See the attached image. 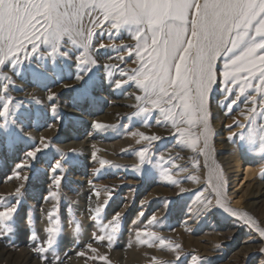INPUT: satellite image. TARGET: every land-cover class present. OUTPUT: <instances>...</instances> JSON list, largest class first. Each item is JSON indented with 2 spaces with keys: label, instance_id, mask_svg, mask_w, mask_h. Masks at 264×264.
I'll return each instance as SVG.
<instances>
[{
  "label": "rangeland",
  "instance_id": "374dc122",
  "mask_svg": "<svg viewBox=\"0 0 264 264\" xmlns=\"http://www.w3.org/2000/svg\"><path fill=\"white\" fill-rule=\"evenodd\" d=\"M153 2L0 0V264H264V0Z\"/></svg>",
  "mask_w": 264,
  "mask_h": 264
},
{
  "label": "bare ground",
  "instance_id": "6f19581e",
  "mask_svg": "<svg viewBox=\"0 0 264 264\" xmlns=\"http://www.w3.org/2000/svg\"><path fill=\"white\" fill-rule=\"evenodd\" d=\"M149 2H150V4H145V6H144V8H146L148 11L150 10V9H153V8H155V6L156 5H154V2H153V0L152 1H150V0H148ZM187 1V0H186ZM154 10V9H153ZM152 10V11H153ZM157 9L155 8V11H156ZM145 11V10H144ZM152 11H150L151 13H152ZM153 13H154V11H153ZM147 14V13H146ZM149 14V13H148ZM151 16H152V14H151ZM127 102V101H126ZM116 108V107H115ZM233 161L236 163V165H237V167L239 168V166L240 165H245V164H243L242 163V160L241 159H238V158H234L233 159ZM250 175V172H249V169H247L246 168V170H245V177H247V176H249ZM244 177V178H245ZM251 189V188H250ZM253 192V191H252ZM260 192V191H259ZM254 194V193H253ZM245 199H248V198H252V197H255L256 195H252V193L251 192H248V193H246L245 195ZM241 197V196H240ZM256 200H253L251 203H249V206L251 207V206H253V205H256L259 201L257 200L258 199V197L256 196V198H255ZM247 205V204H246ZM254 207V206H253ZM256 207V206H255Z\"/></svg>",
  "mask_w": 264,
  "mask_h": 264
}]
</instances>
